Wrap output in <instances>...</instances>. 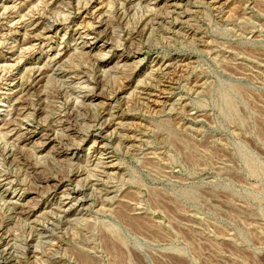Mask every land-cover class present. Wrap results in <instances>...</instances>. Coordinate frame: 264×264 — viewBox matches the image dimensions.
I'll return each instance as SVG.
<instances>
[{
    "label": "rangeland",
    "instance_id": "rangeland-1",
    "mask_svg": "<svg viewBox=\"0 0 264 264\" xmlns=\"http://www.w3.org/2000/svg\"><path fill=\"white\" fill-rule=\"evenodd\" d=\"M0 264H264V0H0Z\"/></svg>",
    "mask_w": 264,
    "mask_h": 264
},
{
    "label": "bare ground",
    "instance_id": "bare-ground-1",
    "mask_svg": "<svg viewBox=\"0 0 264 264\" xmlns=\"http://www.w3.org/2000/svg\"><path fill=\"white\" fill-rule=\"evenodd\" d=\"M80 2V1H79ZM85 3V2H84ZM140 7V6H139ZM141 10V9H140ZM4 11V10H3ZM49 15V14H48ZM65 18H67V17H65ZM98 19V18H97ZM30 20V19H29ZM59 21H61V20H59ZM67 21V20H66ZM52 23V22H51ZM12 24V23H11ZM49 28V27H48ZM167 28H168V26H167ZM42 29V28H41ZM46 29V28H45ZM44 29V30H45ZM47 30V29H46ZM55 32V31H54ZM93 34V33H92ZM48 35V34H47ZM52 59V58H51ZM53 64V63H52ZM114 74V73H113ZM122 75V74H121ZM117 78V77H116ZM87 86V85H86ZM15 89V88H14ZM112 95V94H111ZM78 97V96H77ZM78 99V98H77ZM61 101V100H60ZM24 119V118H23ZM112 120V119H111ZM97 125V124H96ZM132 136V135H131ZM5 139V138H4ZM118 142V141H117ZM69 145V144H68ZM76 160V159H75ZM13 249V248H12Z\"/></svg>",
    "mask_w": 264,
    "mask_h": 264
}]
</instances>
